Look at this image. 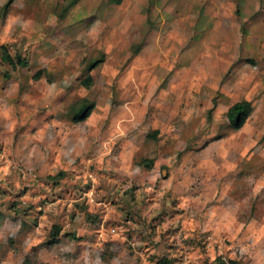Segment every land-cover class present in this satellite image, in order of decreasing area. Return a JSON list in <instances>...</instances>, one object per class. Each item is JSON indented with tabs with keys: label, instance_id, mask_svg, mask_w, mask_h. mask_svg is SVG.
Returning <instances> with one entry per match:
<instances>
[{
	"label": "rangeland",
	"instance_id": "rangeland-1",
	"mask_svg": "<svg viewBox=\"0 0 264 264\" xmlns=\"http://www.w3.org/2000/svg\"><path fill=\"white\" fill-rule=\"evenodd\" d=\"M0 264H264V0H0Z\"/></svg>",
	"mask_w": 264,
	"mask_h": 264
},
{
	"label": "trees",
	"instance_id": "trees-1",
	"mask_svg": "<svg viewBox=\"0 0 264 264\" xmlns=\"http://www.w3.org/2000/svg\"><path fill=\"white\" fill-rule=\"evenodd\" d=\"M249 104L247 102H242L235 104L233 107L230 108L228 113V118L232 125L239 128L242 126L245 116L248 112ZM87 108H81L78 112V117H82L85 115Z\"/></svg>",
	"mask_w": 264,
	"mask_h": 264
}]
</instances>
